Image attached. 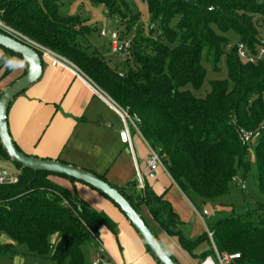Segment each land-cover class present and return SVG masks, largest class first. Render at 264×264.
Listing matches in <instances>:
<instances>
[{"label":"trees","instance_id":"16d2710c","mask_svg":"<svg viewBox=\"0 0 264 264\" xmlns=\"http://www.w3.org/2000/svg\"><path fill=\"white\" fill-rule=\"evenodd\" d=\"M62 1L0 0V19L65 57L118 106L136 115L143 139L159 151L167 174L193 205L207 208L230 194L239 177L243 183L253 179L261 201L243 212L232 208L228 216L213 218L208 226L220 254L240 255L234 264H264V58L246 63L237 51L243 44L256 54L264 45V3L87 0L104 6L107 15L117 21L118 44L124 48L129 43L123 50L127 59L111 66L102 51L91 45L85 21L64 14ZM136 1L147 8V24L141 21ZM0 51V83L15 71V59L23 63L24 76L27 65L23 59L2 47ZM117 54H121L119 50ZM222 64L227 78L211 81L210 92L197 96L195 92L205 83L207 66L219 75ZM246 132L259 133V139L245 145L242 135ZM250 148L255 150L254 166L248 158ZM0 158L10 161L1 144ZM13 164L19 171L18 182L0 185V257L17 254L16 246L23 245L34 258L52 264H85L84 243L99 240L104 228L116 233L109 218L75 194L79 182ZM60 180L73 187L63 186ZM138 184L113 187L150 227L143 213L146 208L161 233L197 264L215 255L206 232L189 237L185 223L166 200V191L158 194L148 184L144 183L143 189ZM243 204H247L246 199ZM3 237L7 243H1ZM206 243L211 248L196 253Z\"/></svg>","mask_w":264,"mask_h":264},{"label":"crops","instance_id":"0c3cea01","mask_svg":"<svg viewBox=\"0 0 264 264\" xmlns=\"http://www.w3.org/2000/svg\"><path fill=\"white\" fill-rule=\"evenodd\" d=\"M15 63V71L4 80L7 84H1L2 91L23 76V73L16 74V78L10 80L16 70L24 71L21 61L15 59ZM112 101L102 90L96 92L71 72L53 68L47 61H43L41 78L16 97L10 105L8 129L11 139L17 149L27 156L81 168L103 176L108 183L119 189L139 180L143 185L148 184L158 194L166 191V200L187 228L188 212L185 211V200L191 207L190 202L167 173L163 170L152 172L148 169L149 149L143 138L132 133L131 145L123 141L122 132L125 126L113 108ZM141 145L146 147L148 153L145 163L139 161ZM0 164L11 165L10 161L4 158H0ZM13 166L17 170L15 165ZM18 172L17 170V174ZM0 173L10 175L4 169H0ZM145 177L148 178L147 182ZM58 182L67 188L73 187L68 181ZM75 189L81 191L80 199L99 213H106L110 218H114L121 225V231L116 229V233L120 231V234H125L127 241L124 243L113 241V237L104 235V229L101 231L108 239V246H104L106 261L111 262L110 264H153L144 243L138 239V234L136 233V237L127 219L126 222L117 217L109 201L84 184L76 183ZM186 233L192 239L197 237L193 235L192 228L189 232L186 229ZM160 238L180 264H183L181 260H184L185 264L194 263L173 239L167 236ZM1 240L3 243L8 242L4 237ZM115 255H119L120 259Z\"/></svg>","mask_w":264,"mask_h":264},{"label":"rangeland","instance_id":"374dc122","mask_svg":"<svg viewBox=\"0 0 264 264\" xmlns=\"http://www.w3.org/2000/svg\"><path fill=\"white\" fill-rule=\"evenodd\" d=\"M256 1L258 3H261V4L264 3V0H256ZM137 2L138 1H136V3H135V8L139 11L140 16L142 15L141 21L146 23L149 19L147 8L144 4H139V3L137 4ZM61 8H62V11L64 12V14L71 15L73 17H77V18L85 21V24L90 28V31H91L90 34L88 35V39H89L91 45L97 47L99 50L102 51L104 58L109 62V64L111 66H118L120 63H123L127 59V55L117 54V53L112 52V50H111V45L113 43L112 34H117V37L119 36L118 32H117L118 23H117V21H115L114 18H111L110 16L107 15L108 10L104 6L93 5L90 1H87V0H63ZM103 31L106 33L105 37L101 36V33ZM229 37L231 40L233 39L232 40L233 42L236 41V39L233 38L232 36H229ZM0 58H1V56H0ZM220 68H221L222 72L219 75H216L213 73L212 68L207 66V68H206L207 69V77H206V80H205V83H204L202 89L198 92H195V94L197 96L205 97L210 92L209 84L211 81L223 80V79L227 78V74H226L224 65L222 64L220 66ZM2 73H3V71H1L0 76L2 75ZM22 73H24V71L21 72L20 70H16L15 74H13L10 77L11 78L10 80L15 79L16 74L19 75ZM2 83L4 84L3 86H5L7 84V82H4V80L2 81ZM2 83H0V92H2V88H1V87H3L1 85ZM147 157H148V153H147L146 147L144 145H141L140 146V159H139L140 163H145V161L147 160ZM248 158H249V161L251 163V166H254L255 165V150L254 149H252V148L249 149V157ZM10 163L12 166L11 165L5 166L3 164H0V169L6 170V173L10 174V175L11 174H17V170L13 166L14 164H12V162H10ZM146 180L148 181L147 177H145V181ZM242 181H244V180H242V178L239 177L237 179V181L231 186L230 194L218 199L217 201H215L212 204L207 205V209L209 210L210 215L212 217H214L215 219H219V218L228 216L230 214V210L232 208H235L236 211H238V212H243V211L247 210L248 207H252L255 204V202L261 201L262 197L259 193V190H258V187H257V184L255 183V181L253 179H249L248 181H246L245 182V184H246L245 190H242V188L240 186ZM138 182H139L138 185L142 188V183L139 180H138ZM168 188H170V187H168ZM74 191H75L76 195L80 196L81 191H79L77 189H75ZM104 199H106V198H104ZM244 199H246L248 206H247V204H243ZM106 200L109 201L108 199H106ZM109 203H111L113 209H115V211L117 213V217L119 219H124L127 222L126 218L117 209V207L111 201H109ZM196 205H197V207H199L198 206L199 204H196ZM224 206H227V208H225ZM199 208H201V206ZM93 209L96 210L95 208H93ZM185 211L188 212L187 213V216H188L187 220L188 221L186 222L187 232H189V229L192 228L193 235H195L197 237L202 235L205 232V229H204L203 225L201 224V222L198 220V218L195 216L194 212L192 211L191 207L189 206V204L187 203L186 200H185ZM143 213L148 218V223H149L151 229L155 232V234L159 233V236H158L159 239H161L160 236L166 237L167 235L161 233V231L159 230L156 223L151 220L146 208H143ZM104 215L107 218H109L116 225V229L121 231V225L114 218H110L106 213H104ZM193 219H194V222L192 223ZM120 231H119V233H112L108 228H104V230H103L104 235L109 236L111 238L113 237V239H112L113 241L117 240V242L121 241V242L125 243L127 241L124 238L125 234H120ZM133 232L136 235V237H138L134 229H133ZM102 234L100 235L99 240L95 238L94 241H87L82 246V251H83L84 258H85V264H93L94 261H96L99 257H101L102 260H107L105 249H103V248H104V246L105 247L108 246V244H107L108 239H106L104 237V235H102ZM197 237H194V238H197ZM138 239H140V238H138ZM1 243H3L2 240H1ZM99 244H101L103 247L101 248ZM164 246H165L167 251L171 252L169 247H167L166 245H164ZM16 247H17L18 253L11 255V256L8 255V256L0 257V264H52L50 260H39L37 258H34L33 256H31L29 254L27 248L23 245H17ZM209 248H211L210 245L208 243H206L202 247H200L196 251V253L200 254L204 250L205 251L209 250ZM117 252L119 253V251H117ZM115 256L117 258L120 257L119 255H115ZM148 256L150 257L153 264H157L155 262V260L152 258V256H150V254H148ZM211 256L217 262L215 255L211 254ZM191 260H193V259H191ZM181 261H183V264H185L184 260H181ZM193 262H194L193 264H197L195 261H193ZM140 264H143V262H140Z\"/></svg>","mask_w":264,"mask_h":264},{"label":"water","instance_id":"95a60500","mask_svg":"<svg viewBox=\"0 0 264 264\" xmlns=\"http://www.w3.org/2000/svg\"><path fill=\"white\" fill-rule=\"evenodd\" d=\"M0 47L20 56L27 65L26 73L10 87L6 88L0 97V144L9 157L10 162L17 163L23 168L34 172L51 173L65 176L87 185L108 197L123 213L130 225L136 231L147 249L154 255L159 264H177L152 232L142 216L133 208L131 203L107 181L72 165L59 161L42 160L21 153L13 143L8 129V112L13 100L35 84L43 74V60L29 46L15 40L0 31ZM123 46L119 51L123 55ZM122 139L128 142L127 132H122ZM5 173H0L3 175ZM155 176V174H153Z\"/></svg>","mask_w":264,"mask_h":264},{"label":"built area","instance_id":"2783aa9c","mask_svg":"<svg viewBox=\"0 0 264 264\" xmlns=\"http://www.w3.org/2000/svg\"><path fill=\"white\" fill-rule=\"evenodd\" d=\"M2 14V11H0V15ZM0 31L4 34L14 38L15 40L29 46L30 48L34 49L41 57L43 61H47L53 68L61 69L64 71H69L76 77L82 79L85 83L93 87V89L96 92H99V88L78 68L76 65H74L72 62L67 60L65 57L59 55L58 53L50 50L47 47L42 46L41 44L29 39L28 37L24 36L23 34L19 33L18 31L14 30L13 28L9 27L4 21L0 19ZM101 36L105 37L106 33L103 31L101 33ZM112 40H113V52L117 53L119 50V44H118V37L117 34H112ZM129 43H126L124 45L125 49H128ZM238 55L240 59L246 63H255L258 60L264 58V45L261 46L256 54H251L246 47L243 44H239L237 47ZM122 76V74H120ZM108 97V96H107ZM109 98V97H108ZM110 99V98H109ZM111 100V99H110ZM113 108L116 110L118 115L120 116L121 120L123 121V124L125 126V130L127 132L128 142L131 145V135L132 133H135L139 135L141 138V132H140V119L136 115H131L127 110L121 108L118 106L114 101H112ZM259 133L253 134V133H244L242 135V140L245 145H253L256 140L259 139ZM146 142V141H145ZM149 149V157L147 160V166L148 169L152 172L163 170L165 173H167V170L165 168V165L163 164L162 157L159 153V151L152 149L148 144ZM18 182L17 176H10V175H0V185H13ZM141 182V181H140ZM142 183V182H141ZM242 190L246 189V184L241 182L240 184ZM143 188V184H142ZM188 200V199H187ZM189 201V200H188ZM190 202V201H189ZM192 210L195 214V216L198 218V220L203 225L205 232L207 233V236L209 240L211 241L213 245V249L215 251V257L217 262L213 257H208L204 261H202L200 264H234L235 261L240 259L239 254L235 255H226V254H220L213 243V232L209 229L208 223L212 217L210 215V212L208 209L204 207H197L193 205L191 202ZM100 247L103 246L100 244ZM104 249V248H103ZM102 249V250H103ZM111 262H108L106 260H102L101 257H99L96 261H94L93 264H110Z\"/></svg>","mask_w":264,"mask_h":264}]
</instances>
